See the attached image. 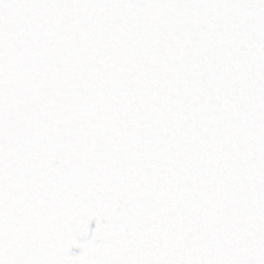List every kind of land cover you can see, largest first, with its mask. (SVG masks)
Here are the masks:
<instances>
[{
  "label": "snow or ice",
  "instance_id": "6c2138e0",
  "mask_svg": "<svg viewBox=\"0 0 264 264\" xmlns=\"http://www.w3.org/2000/svg\"><path fill=\"white\" fill-rule=\"evenodd\" d=\"M0 264H264V0H0Z\"/></svg>",
  "mask_w": 264,
  "mask_h": 264
}]
</instances>
